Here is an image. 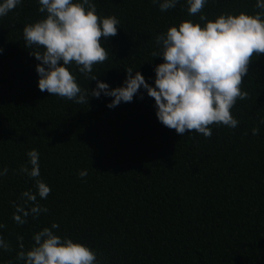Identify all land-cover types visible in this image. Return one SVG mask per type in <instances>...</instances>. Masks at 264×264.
Instances as JSON below:
<instances>
[{
    "label": "trees",
    "instance_id": "16d2710c",
    "mask_svg": "<svg viewBox=\"0 0 264 264\" xmlns=\"http://www.w3.org/2000/svg\"><path fill=\"white\" fill-rule=\"evenodd\" d=\"M93 2L100 16L117 17L120 29L101 38L108 58L93 66L97 80L71 66L90 92L98 81L122 86L128 68L154 86V69L164 62L153 56L156 37L171 26L259 11L256 0H209L195 15L187 0L167 11L152 0ZM39 8L23 0L0 18V169H8L0 177V234L10 245L0 250V264H17L19 244L30 250L34 234L53 222L58 235L90 246L100 264H264V54L243 78L248 97L231 110L236 128L211 125L210 138L179 135L159 122L143 88L111 109L113 98L103 94L77 104L40 91L32 52L43 49L27 48L23 35L45 18ZM33 149L51 192L38 197L48 211L21 226L14 204L23 203L24 191L36 192L20 172Z\"/></svg>",
    "mask_w": 264,
    "mask_h": 264
},
{
    "label": "clouds",
    "instance_id": "9594fccd",
    "mask_svg": "<svg viewBox=\"0 0 264 264\" xmlns=\"http://www.w3.org/2000/svg\"><path fill=\"white\" fill-rule=\"evenodd\" d=\"M23 0H0V18L13 11ZM39 12L45 18L28 24L23 30L27 48H42L32 54L40 62L36 66L40 91L58 96L77 104L89 103L88 97L113 98L107 105L115 108L122 102H132L139 90H146L154 98L156 115L164 126L183 135L195 131L206 138L212 136L211 125L236 128L239 121L231 110L237 100L248 97L242 91L243 78L248 74L254 57L264 54V0H256L259 11L254 14L225 13L215 20L200 16L199 22L185 20L178 26L168 28L156 37L163 63L155 67L154 86L150 85L140 71L126 69L122 86L111 88L98 81L96 88L82 89L71 66L86 78L97 80L92 75L93 66L103 63L108 52L103 46L106 40L115 37L120 29V20L115 16L103 17L97 13L93 0H37ZM209 0H187L189 15L201 13ZM161 11L175 8L180 0H152ZM3 49H0L2 52ZM264 124V120H261ZM259 128L253 129L258 134ZM29 160L20 172L35 181L36 192L24 191L23 203L14 204L13 220L18 225L27 223V218H39L48 209L38 202L46 199L50 186L40 179V153L33 149L27 153ZM29 165L31 167H29ZM8 169H0V177ZM88 175L87 170L79 173ZM5 225L0 223V229ZM59 224L44 227L34 234L30 250L19 244L17 264H100L97 253L88 245L74 241L67 235H58ZM22 241V238H20ZM0 250L9 251L10 245L0 234Z\"/></svg>",
    "mask_w": 264,
    "mask_h": 264
}]
</instances>
